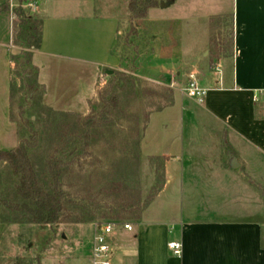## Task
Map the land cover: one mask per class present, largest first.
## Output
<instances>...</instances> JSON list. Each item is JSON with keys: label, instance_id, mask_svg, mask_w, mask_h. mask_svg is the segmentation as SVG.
I'll return each instance as SVG.
<instances>
[{"label": "rangeland", "instance_id": "374dc122", "mask_svg": "<svg viewBox=\"0 0 264 264\" xmlns=\"http://www.w3.org/2000/svg\"><path fill=\"white\" fill-rule=\"evenodd\" d=\"M195 1L196 9L190 12H182L178 3L173 9L161 12L163 17L151 13L145 19L146 29L138 22L136 29L130 24L117 48L123 66L110 69L112 75L102 72L96 94L85 112L57 111L46 105V89L39 76L37 90L30 99L22 91L18 78L15 79L13 107L10 108V103L7 111L0 104V138L3 137L0 144L10 148L14 144L15 136L8 127L10 118L18 144L25 138L37 141L30 153L45 187L49 183V177H43L47 161L51 156L63 160L65 214L61 224L51 227L26 223L23 216L11 212L2 202H21L18 179L8 165L0 162V222L7 227L0 247V264H56L54 253L63 248L70 253L78 250L89 259L94 247L95 223L132 225L151 204L147 217L167 221L169 197L176 200V208L205 219L243 220L264 215V170L260 173L249 168L248 174L243 159H240L242 165L231 169V151L225 150L226 132L201 107L186 104L182 110L176 106L170 88L152 82L155 50H152V28L160 24L152 20L185 18L186 24L198 23L186 32L185 39L195 45L209 41L211 59L230 51L233 16L228 12L232 2ZM31 2L28 0L23 5L24 11L40 18L28 7ZM9 5L14 15L19 3L13 0L14 7ZM224 11L227 14L221 15ZM12 18L14 37L15 15ZM192 18L197 21L193 23ZM191 71L188 68V73ZM106 109L108 115H101ZM88 117L95 119V124L88 128V147L80 155V135L85 131L83 121ZM257 118L264 120V114L259 113ZM30 121L32 125L28 124ZM170 134H184L195 140L189 153L196 157L186 164L192 167L190 173L181 171L187 158L167 156H175L180 150V147H166L172 145L163 141ZM258 159L264 165V155ZM171 176L174 180L169 184ZM186 185L188 191L182 189ZM187 193L195 195L196 204L181 199ZM88 219L94 220L79 223Z\"/></svg>", "mask_w": 264, "mask_h": 264}, {"label": "crops", "instance_id": "0c3cea01", "mask_svg": "<svg viewBox=\"0 0 264 264\" xmlns=\"http://www.w3.org/2000/svg\"><path fill=\"white\" fill-rule=\"evenodd\" d=\"M228 1L232 2L228 14L233 16V46L212 59L209 41L195 45L185 39L186 32L197 26L196 19L192 18L194 25L186 24L185 18L152 20V23H160L152 28V50L155 49L152 52V82L170 88L176 106L182 110L186 104L192 108L201 107L226 132L228 146L225 150L231 151V169H235L231 167L234 159L238 165H242L240 159H243L248 174L249 168L262 173L264 165L258 156L264 155V120L257 116L264 111L253 103L252 94L264 88V0ZM8 2L10 0H0V104L7 111L10 56L20 53L13 45L12 13L1 9ZM158 2L170 5L164 9L160 5L152 8L148 16L152 13V16L163 17L161 12L173 9L178 3L182 12H190L196 9L193 4L197 3L195 0ZM129 3L130 0H32L30 5L40 17L43 31L40 50L34 53L32 62L38 67L39 81L46 89V105L57 111L85 112L96 94L102 72L123 66L117 48L130 26ZM145 19L138 21L144 29ZM206 30L208 38L210 30ZM188 68L192 70L189 73ZM191 74L197 76L202 87L209 89L201 105L185 93ZM8 127L15 141L12 148L0 144L1 151H11L18 146L17 131L10 118ZM163 141L172 143L167 148L180 147L179 154L167 156L187 158L181 171L190 173L192 167L186 164L196 157L189 153L192 152L191 142L195 140L184 134H170ZM170 179L169 184L174 177ZM187 185L182 189L188 191L190 185ZM181 199L187 204H196V197L191 193L183 194ZM169 200L167 221H153L152 217H147L151 204L132 223V232L122 227L117 229L115 241L119 251L112 264H264L263 214L243 220L205 219L176 208L174 198L169 197ZM6 228V224L0 222V247ZM172 242L182 244V257L173 255L169 248ZM54 254L55 261L58 259L56 264H92V253L91 259L78 250L70 253L64 248Z\"/></svg>", "mask_w": 264, "mask_h": 264}, {"label": "trees", "instance_id": "16d2710c", "mask_svg": "<svg viewBox=\"0 0 264 264\" xmlns=\"http://www.w3.org/2000/svg\"><path fill=\"white\" fill-rule=\"evenodd\" d=\"M19 7L13 13L14 37L13 44L21 49L20 54L11 55L10 71V103L13 107V94L15 93V79L18 78L21 89L27 93V98H33L38 87V67L34 66L32 60L36 51L40 50L42 44V21L38 17L26 13L23 5L28 0H17ZM10 3L1 7L3 11H10ZM158 0H130L129 20L132 28H137V22L147 18L149 10L158 7ZM234 32H231V44L233 46ZM105 97V96H104ZM102 97L104 100L105 98ZM116 101V100H115ZM105 102V100H104ZM91 104V103H90ZM23 109V108H22ZM101 115H108L104 110ZM12 120V116H11ZM95 119L90 117L83 121L84 132L80 135V155L85 154L88 147V128L95 124ZM28 124L32 125L30 121ZM37 146L35 139H22L18 146L11 151L0 150V162L8 165L13 175L18 179L17 193L21 199L20 203L3 201L9 210L23 216L26 223L34 225L58 226L62 223L65 214L66 193L62 189L61 179L63 176L64 162L61 158L51 156L46 163V172L43 177H49L47 187L42 184V178L36 170L30 150ZM47 173V175H46ZM88 219L79 223L93 221ZM24 222V221H23Z\"/></svg>", "mask_w": 264, "mask_h": 264}, {"label": "built area", "instance_id": "2783aa9c", "mask_svg": "<svg viewBox=\"0 0 264 264\" xmlns=\"http://www.w3.org/2000/svg\"><path fill=\"white\" fill-rule=\"evenodd\" d=\"M11 7L13 8V0H10ZM32 8V5H28ZM12 12V11H11ZM12 17L14 15L12 14ZM187 96L199 104H203L208 96L209 89L202 87L197 76L191 74L188 77V82L185 87ZM252 101L255 105H259L264 111V88L256 89L252 94ZM119 224L111 222H97L95 223L94 247L92 251V264H112V261L119 251V247L115 241V233L119 227H122L128 232L133 231V226L129 223ZM175 257H182L183 246L180 242H172L169 244Z\"/></svg>", "mask_w": 264, "mask_h": 264}, {"label": "water", "instance_id": "95a60500", "mask_svg": "<svg viewBox=\"0 0 264 264\" xmlns=\"http://www.w3.org/2000/svg\"><path fill=\"white\" fill-rule=\"evenodd\" d=\"M169 5H170L169 2H167V3H165V2H161V3H160V7L163 8V9L166 8V7H168ZM107 74H108V75H112L113 72H112V71H107ZM231 167H232V168H236V167H238V164L236 163V160H235V159L233 160V163H232Z\"/></svg>", "mask_w": 264, "mask_h": 264}]
</instances>
